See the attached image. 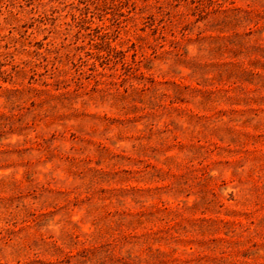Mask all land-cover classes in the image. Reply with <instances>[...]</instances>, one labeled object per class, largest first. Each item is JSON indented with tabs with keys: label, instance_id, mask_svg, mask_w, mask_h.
<instances>
[{
	"label": "rangeland",
	"instance_id": "374dc122",
	"mask_svg": "<svg viewBox=\"0 0 264 264\" xmlns=\"http://www.w3.org/2000/svg\"><path fill=\"white\" fill-rule=\"evenodd\" d=\"M191 1L0 0V264H264V0Z\"/></svg>",
	"mask_w": 264,
	"mask_h": 264
},
{
	"label": "trees",
	"instance_id": "16d2710c",
	"mask_svg": "<svg viewBox=\"0 0 264 264\" xmlns=\"http://www.w3.org/2000/svg\"><path fill=\"white\" fill-rule=\"evenodd\" d=\"M192 3H194V10L198 11V16L201 20L205 21V25L206 26H210V27H226L228 26L231 22H236L237 25H239L240 23L246 24V25H250L252 23V19L249 17V12L243 9H237V8H232L230 9L231 13L227 14V10L225 9H220L221 5H219L218 2H215L214 0H192ZM207 4V5H205ZM213 4H217L216 6V10L212 11L213 13H222L223 17L222 18H215L214 16H210V11H208L207 6H212ZM218 7V8H217ZM184 28H187L188 25H184ZM252 32V29L249 28V32L246 33L247 35L250 34ZM216 43H218L215 47V51L216 53H221L222 49H223V45L219 44V41H215ZM228 42L231 46H240L241 40L239 39L238 35L233 36L231 39H228ZM239 53H241L242 55H250L253 53V48L250 47L244 51H239ZM234 55H238L237 53ZM192 61H190L191 63ZM194 62L191 63V66L194 68V72L197 71V69H199L200 67H198V65H194ZM197 68V69H196ZM234 77V80L232 83H239V84H243L244 82H252L253 80V73L249 70H245V69H238L237 72H234L230 75V77ZM177 93H179L177 91ZM209 96L211 95V92H209L208 94ZM226 101L231 100L230 97H226L225 98ZM251 98H245L242 101V104L244 105H248L251 102ZM262 99L258 100L256 99V102L258 103H262ZM253 102V100H252ZM262 127H264V124H262ZM260 138H262L264 136L263 133L258 135Z\"/></svg>",
	"mask_w": 264,
	"mask_h": 264
}]
</instances>
